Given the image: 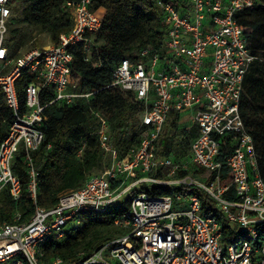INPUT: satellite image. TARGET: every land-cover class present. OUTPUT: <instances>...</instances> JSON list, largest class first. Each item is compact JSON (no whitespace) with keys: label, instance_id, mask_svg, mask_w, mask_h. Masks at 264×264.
<instances>
[{"label":"built area","instance_id":"1","mask_svg":"<svg viewBox=\"0 0 264 264\" xmlns=\"http://www.w3.org/2000/svg\"><path fill=\"white\" fill-rule=\"evenodd\" d=\"M12 0H0V95L11 112L0 141V193L13 200L21 193L13 165L21 160L31 199L36 203L39 171L34 153L44 141L45 109L70 106L94 92H78L72 63L81 45L84 61L93 62L102 14L93 0L66 1L71 28L51 46L11 57L7 46ZM164 25L157 49H141L116 63L111 82L142 102L144 129L138 143L115 147L109 123L91 110L99 149L109 165L91 175L52 208L35 206L32 217L0 224V264H41V245L65 238L70 221L82 211L104 212L130 197L127 217L115 221L127 232L95 252L85 264H264V181L257 167L254 141L239 113L243 78L258 60L237 20L242 10L264 7L260 0H156ZM23 71L35 81L23 88L20 105L15 82ZM49 95V100L42 98ZM171 113L187 116L196 135L183 159L156 155V143ZM232 149L229 150V146ZM229 180L222 179V168ZM146 186H194L214 202L215 214L204 215L196 192L150 195ZM233 188L234 197L225 193ZM183 202L184 210H173ZM227 226L231 234L225 232ZM77 228V225L75 226ZM55 259L53 264H59Z\"/></svg>","mask_w":264,"mask_h":264},{"label":"trees","instance_id":"2","mask_svg":"<svg viewBox=\"0 0 264 264\" xmlns=\"http://www.w3.org/2000/svg\"><path fill=\"white\" fill-rule=\"evenodd\" d=\"M15 1L16 17L11 16L9 26L17 23L21 26L11 28L8 34L11 57L20 56L21 49L34 39V34L46 33L55 43L61 33L71 28L63 5L66 1L77 0H12V4ZM260 1L264 4V0ZM93 9L102 10V26L95 35L97 47L93 62L84 61L82 47L77 46L72 75L78 92L94 94L86 100L77 99L70 106L51 104L46 107L42 126L45 138L34 153L39 171L36 203L28 192V177L19 159L13 165V172L20 178V198L15 201L7 188L2 190L0 224L12 222L15 213L20 214L21 222L28 221L36 205L52 208L63 195L78 189L95 171H102L109 165L95 135L90 133L95 127L91 110L98 111L108 121L111 141L120 150H126L141 138L143 103L136 102L130 91L119 86H106L111 82L113 66L120 60L135 56L141 49L161 46L164 25L156 0H93ZM237 20L245 28L249 50L258 57L243 78L239 113L253 138L258 171L264 181V7L242 10L237 14ZM33 81V74L23 71L15 82L21 106L25 102L23 88ZM47 100L49 95L42 98V102ZM3 118L9 120L11 112L4 108L0 95V122ZM178 120L179 114L171 113L164 122L156 143L157 156L175 159L188 156L196 129L179 128ZM6 128V124L0 127V141ZM222 179L229 180L225 167L222 168ZM143 190L150 195L196 192L201 200L202 214H215L213 200L194 186H144ZM225 195L232 199L233 188L230 187ZM129 210L130 197H127L104 212H80L77 218L82 222L81 227L66 231L61 242L51 236L41 245L40 263L53 264L55 259H60L59 264H85L95 252L127 232L115 221L127 217ZM224 229L231 234L227 226ZM260 229L264 232V224Z\"/></svg>","mask_w":264,"mask_h":264},{"label":"rangeland","instance_id":"3","mask_svg":"<svg viewBox=\"0 0 264 264\" xmlns=\"http://www.w3.org/2000/svg\"><path fill=\"white\" fill-rule=\"evenodd\" d=\"M16 3L17 1H15L13 4H12V16H15V11L13 9L16 8ZM100 13H102V10H99ZM16 17V16H15ZM21 26V24L17 23V24H13L9 27V31L11 28H14V27H19ZM245 30V28H244ZM247 30V29H246ZM53 44L50 36L46 33H41V34H34V39L30 42H28L22 49H21V52L22 54L31 50V49H34V48H43V47H47V46H51ZM103 172V169L102 171H95L92 175H97L99 173H102ZM129 197H132L133 196V193L129 194L128 195ZM186 209V204L183 203V202H178V205H176V203L173 204V210L174 211H178V210H184ZM79 220V219H78ZM77 225V228L81 227L82 226V222L80 221L79 223H76L75 221H70L66 228H65V232L72 229L73 227H75ZM14 261V259L6 262V263H3V264H12Z\"/></svg>","mask_w":264,"mask_h":264},{"label":"crops","instance_id":"4","mask_svg":"<svg viewBox=\"0 0 264 264\" xmlns=\"http://www.w3.org/2000/svg\"><path fill=\"white\" fill-rule=\"evenodd\" d=\"M178 127L179 128H185L187 130L194 128L192 126L190 120L187 118V116H185L183 114H179Z\"/></svg>","mask_w":264,"mask_h":264}]
</instances>
